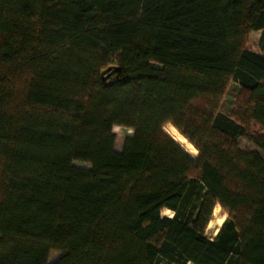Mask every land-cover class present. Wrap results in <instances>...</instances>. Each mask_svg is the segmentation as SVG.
Returning <instances> with one entry per match:
<instances>
[{
	"label": "trees",
	"instance_id": "1",
	"mask_svg": "<svg viewBox=\"0 0 264 264\" xmlns=\"http://www.w3.org/2000/svg\"><path fill=\"white\" fill-rule=\"evenodd\" d=\"M251 124L264 0H0V264H264V160L236 141L264 151ZM114 126L133 130L120 151Z\"/></svg>",
	"mask_w": 264,
	"mask_h": 264
},
{
	"label": "rangeland",
	"instance_id": "2",
	"mask_svg": "<svg viewBox=\"0 0 264 264\" xmlns=\"http://www.w3.org/2000/svg\"><path fill=\"white\" fill-rule=\"evenodd\" d=\"M258 36H259L258 32L252 31L249 33L247 37V46L251 50L259 51ZM239 91H240L239 85L235 81H230L219 109L221 114H224L226 116L231 115L232 111L236 106ZM163 129L191 156L195 157L198 154L197 150L193 147V145H191L171 124H166L163 127ZM112 130L116 135L115 150L120 151L123 139L125 137L131 136L133 130L132 128L121 127V126H114ZM249 131L252 134L262 135L264 137V129L258 125L251 124ZM236 141L241 149L256 150L264 160V151L256 147L246 136L239 135ZM76 164L79 166L88 167L86 163L77 162ZM199 202L200 200L197 197H192L191 199H189L188 206L180 209L181 212L183 213V218L185 220L189 221L191 219V216L195 212L194 207L197 206ZM160 214L162 216H172L173 212L169 209H163ZM227 217H228L227 212L219 204H216L215 207L213 208L211 218L205 227L204 235L209 239H213L219 227L221 226L222 222L225 219H227ZM58 256H59L58 252L55 251L51 252L48 258L49 263L57 259ZM156 264H175V263H172L166 259H161Z\"/></svg>",
	"mask_w": 264,
	"mask_h": 264
},
{
	"label": "water",
	"instance_id": "3",
	"mask_svg": "<svg viewBox=\"0 0 264 264\" xmlns=\"http://www.w3.org/2000/svg\"><path fill=\"white\" fill-rule=\"evenodd\" d=\"M107 71H109V73L105 75V72H107ZM115 71H116L115 68L111 69V67H109L108 69H106L105 71L102 72V78L106 79L107 77L111 76Z\"/></svg>",
	"mask_w": 264,
	"mask_h": 264
},
{
	"label": "crops",
	"instance_id": "4",
	"mask_svg": "<svg viewBox=\"0 0 264 264\" xmlns=\"http://www.w3.org/2000/svg\"><path fill=\"white\" fill-rule=\"evenodd\" d=\"M253 32H258L259 33V36H258V48H259V51L255 50V52L262 53L263 50L260 48V31H253Z\"/></svg>",
	"mask_w": 264,
	"mask_h": 264
}]
</instances>
